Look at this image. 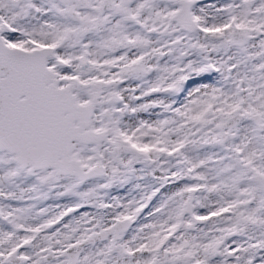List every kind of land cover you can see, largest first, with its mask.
<instances>
[{"label":"snow or ice","instance_id":"snow-or-ice-1","mask_svg":"<svg viewBox=\"0 0 264 264\" xmlns=\"http://www.w3.org/2000/svg\"><path fill=\"white\" fill-rule=\"evenodd\" d=\"M0 264H264V0H0Z\"/></svg>","mask_w":264,"mask_h":264}]
</instances>
